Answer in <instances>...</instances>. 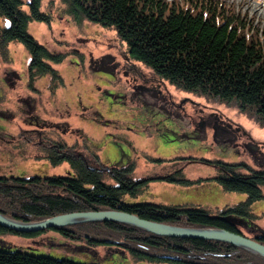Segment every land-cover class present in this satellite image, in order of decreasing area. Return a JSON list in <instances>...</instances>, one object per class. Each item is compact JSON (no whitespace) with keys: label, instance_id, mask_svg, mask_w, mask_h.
Returning a JSON list of instances; mask_svg holds the SVG:
<instances>
[{"label":"rangeland","instance_id":"rangeland-1","mask_svg":"<svg viewBox=\"0 0 264 264\" xmlns=\"http://www.w3.org/2000/svg\"><path fill=\"white\" fill-rule=\"evenodd\" d=\"M23 1L30 11L31 0ZM220 1L248 16L264 33V1ZM68 10L62 0H43L41 11L50 21L34 20L28 28L53 53L64 55L63 61L52 63L65 81L56 92L50 90L49 76L30 85L31 57L24 44L10 43L6 60L0 55V175L72 176L75 172L67 160L54 165L35 156L60 140L80 152L90 139L101 149L100 170L134 163V179H151L138 201L223 207L246 200L245 193L226 191L211 179L215 166L191 158L246 162L262 169L264 124L236 101L171 83L134 58L114 28ZM179 169L187 179L199 182L159 179ZM254 211L260 219L239 223L243 235L253 239L264 236V200L254 204ZM0 249L83 263L168 264L136 261L119 247L90 245L50 229L32 237L0 234Z\"/></svg>","mask_w":264,"mask_h":264},{"label":"trees","instance_id":"trees-1","mask_svg":"<svg viewBox=\"0 0 264 264\" xmlns=\"http://www.w3.org/2000/svg\"><path fill=\"white\" fill-rule=\"evenodd\" d=\"M43 0H0V55L7 59L9 44L19 42L30 53V85L41 77L52 80L50 90L65 85L52 65L64 55L53 53L29 33L31 21H50L41 11ZM264 1V0H262ZM68 12L107 28H114L130 47L131 55L157 74L185 90L236 101L240 108L264 124V33L248 16L220 0H62ZM90 143V144H89ZM100 147L86 139L78 152L65 140L45 146L39 159L54 165L67 160L70 176L15 177L0 175V212L12 219L36 222L61 214L117 210L169 225L217 228L244 234L240 221H256L254 204L264 200V168L246 162L191 158L217 168L211 178L224 190L241 192L246 200L236 204L204 206L196 203L165 204L138 201L150 187L149 178L134 179V163L99 168ZM180 184L183 170L159 177ZM114 181V183L111 182ZM243 221V222H242ZM49 229H46L47 231ZM63 236L90 245L116 246L136 261L168 264H264V258L231 243L201 238L155 234L117 221L89 222L51 228ZM45 231L19 233L0 226V234L37 236ZM264 243V236L255 238ZM0 264H96L0 249Z\"/></svg>","mask_w":264,"mask_h":264},{"label":"water","instance_id":"water-1","mask_svg":"<svg viewBox=\"0 0 264 264\" xmlns=\"http://www.w3.org/2000/svg\"><path fill=\"white\" fill-rule=\"evenodd\" d=\"M109 168H107L108 170ZM117 221L136 226L143 230L165 236L201 238L224 241L264 258V243L241 233L217 228H188L154 222L138 215L117 211H85L61 214L36 222H23L3 215L0 212V226L19 233L41 232L51 228H61L82 222Z\"/></svg>","mask_w":264,"mask_h":264}]
</instances>
